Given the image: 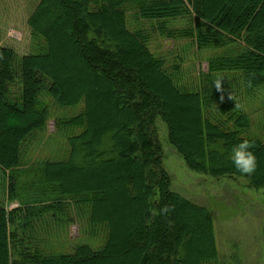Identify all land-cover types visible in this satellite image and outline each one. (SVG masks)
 <instances>
[{"label": "trees", "instance_id": "16d2710c", "mask_svg": "<svg viewBox=\"0 0 264 264\" xmlns=\"http://www.w3.org/2000/svg\"><path fill=\"white\" fill-rule=\"evenodd\" d=\"M128 12L148 25L130 29ZM27 24L28 53L0 45V169L17 203L0 204V264H218L211 212L172 190L154 124L163 120L190 168L264 190V142L241 107L242 93L264 87V0H38ZM154 33L221 51L186 86L178 66L150 50ZM44 92L61 108L82 107L55 121L71 130L66 157L24 167L23 148L48 118ZM242 139L256 145L250 176L230 158ZM164 205L174 211L160 215ZM66 206L91 233L104 227L102 246L48 253L34 245L37 216L60 220Z\"/></svg>", "mask_w": 264, "mask_h": 264}, {"label": "rangeland", "instance_id": "374dc122", "mask_svg": "<svg viewBox=\"0 0 264 264\" xmlns=\"http://www.w3.org/2000/svg\"><path fill=\"white\" fill-rule=\"evenodd\" d=\"M37 2L0 0V45L12 48L17 56L32 49L27 18ZM127 17L130 29L139 24L148 25L134 20L129 12ZM173 24L176 27L186 25L182 19ZM148 45L153 53L164 59L166 66H178L179 82L186 86L193 85L199 73L207 69V58L221 51L212 47L197 48L189 38L171 39L156 33L151 35ZM10 87L11 98L17 99L20 85L13 83ZM40 99L48 108V118L44 130L37 132L35 139L23 148L24 167L41 160L66 157L69 151L66 135L71 130L60 128L55 121L75 115L82 107L81 103L61 108L45 92ZM241 107L250 117V132L257 133L264 142V87L242 93ZM154 125L161 145L162 166L170 176L172 190L205 205L211 212L218 264H264V190L251 188L243 176H214L190 168L169 142L163 120L157 117ZM6 194L7 175L0 169V204L14 207L16 202L11 203ZM58 218L59 215L51 213L37 216L35 227L38 230L30 238L38 249L48 253L69 252L77 243L88 244L93 249L104 243V227L98 226L91 233L85 217L76 216L72 207L66 206L60 220Z\"/></svg>", "mask_w": 264, "mask_h": 264}, {"label": "clouds", "instance_id": "9594fccd", "mask_svg": "<svg viewBox=\"0 0 264 264\" xmlns=\"http://www.w3.org/2000/svg\"><path fill=\"white\" fill-rule=\"evenodd\" d=\"M0 59H3L2 55H0ZM250 84L251 82L249 81V85ZM215 86L217 89H222V78L215 82ZM230 98L234 100L232 94ZM235 106L240 107L238 103L235 104ZM255 147V142L248 139H242L239 143L233 146L230 157L231 162L241 174L250 176L257 170L258 159L253 151ZM172 211H174V206L164 205L160 209L159 214L165 216Z\"/></svg>", "mask_w": 264, "mask_h": 264}, {"label": "crops", "instance_id": "0c3cea01", "mask_svg": "<svg viewBox=\"0 0 264 264\" xmlns=\"http://www.w3.org/2000/svg\"><path fill=\"white\" fill-rule=\"evenodd\" d=\"M11 203L14 202V201H10ZM16 204V203H15Z\"/></svg>", "mask_w": 264, "mask_h": 264}]
</instances>
